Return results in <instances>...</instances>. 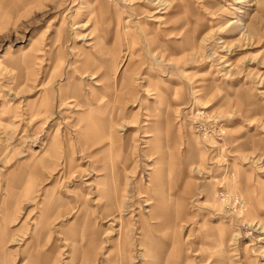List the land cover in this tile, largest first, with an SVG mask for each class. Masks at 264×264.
Returning <instances> with one entry per match:
<instances>
[{
  "label": "rangeland",
  "instance_id": "rangeland-1",
  "mask_svg": "<svg viewBox=\"0 0 264 264\" xmlns=\"http://www.w3.org/2000/svg\"><path fill=\"white\" fill-rule=\"evenodd\" d=\"M256 227L264 0H0V260L264 264Z\"/></svg>",
  "mask_w": 264,
  "mask_h": 264
},
{
  "label": "crops",
  "instance_id": "crops-1",
  "mask_svg": "<svg viewBox=\"0 0 264 264\" xmlns=\"http://www.w3.org/2000/svg\"><path fill=\"white\" fill-rule=\"evenodd\" d=\"M99 111L100 110H95V113H97ZM88 127H89V129L91 131L90 133H91L92 139H97V138L100 139L101 137H110V138H112V136H113L112 129L109 126L107 127V125L99 123L98 127H93L91 125L88 126ZM156 170H159V173H160V176H161L160 180H162L163 179V171L160 170L159 168H157ZM156 170H155V172H156ZM109 178H111V177H109ZM112 178H113V176H112ZM101 195L106 198V200H107L106 205H109V206H111L113 208H116L115 210H117V211H120V210L123 209L122 211L124 213L126 204H123L120 201V198H119V195H118V190L115 187L109 186L107 188V190L104 192V194H101ZM115 204H116V206H115ZM160 205L164 206L165 202H161ZM151 210H152L151 213H152L153 216H151V213H149L150 214L149 215V219H154V217L157 218L159 216V211L157 210V208L155 206H153V208ZM117 217H118V215H117ZM5 261H6V259L2 257V259L0 260V263L6 264L7 262L5 263ZM21 264H23V263H21Z\"/></svg>",
  "mask_w": 264,
  "mask_h": 264
},
{
  "label": "bare ground",
  "instance_id": "bare-ground-1",
  "mask_svg": "<svg viewBox=\"0 0 264 264\" xmlns=\"http://www.w3.org/2000/svg\"><path fill=\"white\" fill-rule=\"evenodd\" d=\"M154 1H157V2H160V0H154ZM162 1V0H161ZM164 1V0H163ZM213 53V52H212ZM95 76L92 74V78H94ZM95 84H97V82L95 83ZM90 91V90H89ZM74 97V96H73ZM145 136H149V135H145ZM145 142V141H144ZM149 160V159H148ZM148 169V168H147ZM148 176V175H147ZM154 178H161V176H160V173H159V170H156V172L154 171L153 173H152V175H149L148 176V178H147V180H148V182H152V180L154 179ZM145 191V190H144ZM147 192V191H146ZM149 192V191H148ZM140 193V192H139ZM144 199V198H143ZM139 200H140V198H139ZM156 201V200H155ZM143 202V201H142ZM158 202V201H157ZM127 204V203H126ZM152 204V201L151 200H149V201H147L146 203H144V205L145 206H150ZM156 205V204H155ZM115 206H116V204H115ZM126 208V207H125ZM125 211V210H124ZM148 211H149V213H151L152 212V210L151 209H147V208H145L144 209V212H146V213H148ZM148 213V216L150 215ZM151 216H153L152 215V213H151ZM153 218V217H152ZM255 226V225H254ZM252 227V226H251ZM251 230L254 232V233H256V235H255V238H256V241H258V242H264V229L263 228H259V227H256V228H251ZM234 236V235H233ZM236 236H237V234L235 235V238H236ZM263 249V248H262Z\"/></svg>",
  "mask_w": 264,
  "mask_h": 264
}]
</instances>
